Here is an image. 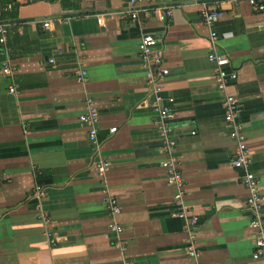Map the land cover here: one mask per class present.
I'll return each instance as SVG.
<instances>
[{"label":"crops","instance_id":"0c3cea01","mask_svg":"<svg viewBox=\"0 0 264 264\" xmlns=\"http://www.w3.org/2000/svg\"><path fill=\"white\" fill-rule=\"evenodd\" d=\"M5 1L0 264H264L253 258L254 214L244 170L232 164L237 144L208 58L216 30L218 49L238 73L227 92L238 99L251 169L264 194V11L248 0H154L173 7L163 21L144 11L132 18L130 0H13L8 11ZM204 6L223 13L211 26ZM147 33L170 70L162 103L175 111L173 153L185 178L183 201L188 215L197 216L189 228L161 165L168 154L138 49ZM7 65L10 74L3 73ZM79 70L87 71L82 82ZM87 98L100 112L96 143L79 120ZM103 161L111 163L106 176L98 172ZM37 185L48 190L40 203L33 197ZM106 193L119 201L120 238L109 229ZM191 234L197 258L187 253Z\"/></svg>","mask_w":264,"mask_h":264},{"label":"built area","instance_id":"2783aa9c","mask_svg":"<svg viewBox=\"0 0 264 264\" xmlns=\"http://www.w3.org/2000/svg\"><path fill=\"white\" fill-rule=\"evenodd\" d=\"M250 5L254 10L263 12L264 11V0H248ZM131 4V17L137 18L138 12L144 11L149 12L157 16L160 20L168 21L173 15V7L168 5H156L154 0H130ZM13 8V0H10L5 5V10H10ZM222 12L216 9H209L204 6L202 10V16L208 25H213V23L222 16ZM105 14L98 17V22L102 23ZM50 25V20L44 21V26L48 27ZM8 36V24L0 23V43L3 45L7 44ZM219 34L216 30L210 32V51L208 53V58L210 62L213 63V75L216 85L219 90L223 91L225 94V120L230 124V136L236 140V151L232 159V164L236 168H241L244 170V175L242 177V182L246 186L248 194V204L253 211V219L251 220V225L257 230L255 235V248L253 251V258L259 259L264 258V194L262 193L259 185L258 178L256 174L251 169V150L248 145L247 134L244 130L243 124L239 119V102L237 97L230 92H227V87L229 82L234 81L238 77L236 70L230 68L231 60L228 54L222 52L217 47V41ZM157 39L152 34H144L138 44L139 55L142 64L146 67L147 71V84L151 94L154 95L152 102V108L157 114V119L155 124L158 128L159 134L164 142V149L166 150L168 156L164 158L161 162L162 167L166 170L168 174V181L176 189V194L174 197L175 203L177 204L179 211L178 216L184 218L187 221V227L189 224H195L197 221L196 215H188V209L184 204L183 197L185 195V178L183 172L180 170L176 156L173 153L174 146L176 144V138L174 136V128L171 121L175 118V111L171 106L164 105L162 103V90L163 81L169 75L170 70L165 66L163 53L155 49ZM50 62H55L54 58L50 59ZM12 69L9 65L3 68L4 74H10ZM87 71L79 70L77 74V80L82 82L85 80ZM11 92H16L15 87L10 89ZM173 98L170 97L169 101L173 102ZM79 120L89 126V137L92 142L96 143L98 128L97 124L100 120V112L95 105L92 98H87L85 111L79 116ZM117 127L110 129V132H115ZM111 163L109 161H103L98 164V172L101 176H106L107 172L110 170ZM48 195V190L46 187L41 185L35 186L33 189V197L36 198L39 203ZM104 201L106 202L108 209L110 211L112 221L109 225L111 232L116 234L120 238L124 227L116 220L118 214L120 213V205L118 198L109 193L104 196ZM41 207V205H38ZM40 218L43 219L47 224L50 219L46 212H40ZM47 236L50 238L52 243H55L53 238V232L50 227L46 231ZM193 234L190 235V242L187 246V253L191 257H199V252L195 247L193 241ZM121 249L124 251L126 249L122 242H118ZM124 264H133L131 260H124ZM204 264V263H201Z\"/></svg>","mask_w":264,"mask_h":264},{"label":"trees","instance_id":"16d2710c","mask_svg":"<svg viewBox=\"0 0 264 264\" xmlns=\"http://www.w3.org/2000/svg\"><path fill=\"white\" fill-rule=\"evenodd\" d=\"M7 2H8V1L6 0V1L4 2V4H3L4 9H5V5H6ZM11 10H13V8H11ZM7 11H8V10H7Z\"/></svg>","mask_w":264,"mask_h":264}]
</instances>
